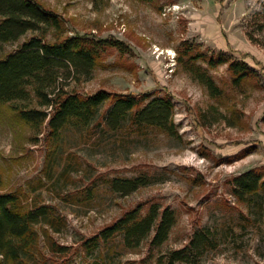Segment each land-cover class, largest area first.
Listing matches in <instances>:
<instances>
[{
	"label": "rangeland",
	"instance_id": "374dc122",
	"mask_svg": "<svg viewBox=\"0 0 264 264\" xmlns=\"http://www.w3.org/2000/svg\"><path fill=\"white\" fill-rule=\"evenodd\" d=\"M40 1L65 21L69 35L113 37L128 46L126 54L109 52L72 89L169 97L175 131L107 129V104L92 130L70 122L55 137L47 123L37 134L9 104L0 106V192L47 205L62 219L59 230L41 231L67 249L53 253L42 237L47 264L104 258L107 264H158L159 255L184 247L198 232L205 244L191 254L193 264L263 263L264 226L242 215L247 208L231 182L249 170L264 171V0ZM221 54L246 62L256 77L234 82L229 63L208 62ZM199 67L217 90L201 82ZM114 179L144 184L117 191ZM153 205L175 212L162 246L147 239L127 248L120 236L92 244L127 211L145 215ZM221 228L233 229L232 239L210 248Z\"/></svg>",
	"mask_w": 264,
	"mask_h": 264
},
{
	"label": "trees",
	"instance_id": "16d2710c",
	"mask_svg": "<svg viewBox=\"0 0 264 264\" xmlns=\"http://www.w3.org/2000/svg\"><path fill=\"white\" fill-rule=\"evenodd\" d=\"M22 39L26 40L16 49H6ZM112 50L126 54L128 46L113 37L69 35L65 21L40 0H0V106L9 104L37 134L42 133L47 123L55 137L70 122L82 125L84 130L92 128L107 104L109 107L103 114L107 129L156 128L174 134V105L169 97L126 96L105 89L87 93L71 88L81 82V76H89L102 64ZM208 62L212 67L229 63L236 83L257 75L246 62L230 61L222 54L219 59L211 57ZM201 70L195 69L201 82L210 90H217L213 79ZM142 184L140 179L112 181L117 191L124 192ZM231 184L238 201L247 208V216L242 215L262 228L264 171L249 170L234 177ZM50 209L47 205H28L17 193L0 192V264H47L40 249L42 237L53 253L66 252V247L57 244L48 231L41 233L45 227L59 230L60 225L55 224H61L62 219L55 217ZM256 210L259 211L253 215L252 211ZM175 224V212L168 208L161 210L153 205L145 215L133 209L102 230L92 244L120 236L127 248L140 247L147 239L151 245L162 246L169 240ZM232 230L221 228L217 242L210 248L217 249L232 239ZM204 244L205 238L198 232L184 247L159 255L157 263L193 264L191 254ZM235 249L240 250L238 246ZM90 264H107V261L98 259Z\"/></svg>",
	"mask_w": 264,
	"mask_h": 264
}]
</instances>
